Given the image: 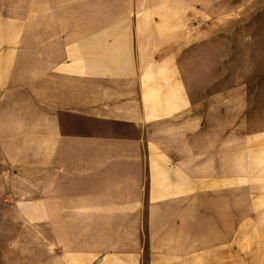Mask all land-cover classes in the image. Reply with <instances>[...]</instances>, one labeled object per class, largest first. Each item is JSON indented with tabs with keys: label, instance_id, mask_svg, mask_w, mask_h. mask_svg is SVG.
Instances as JSON below:
<instances>
[{
	"label": "crops",
	"instance_id": "obj_1",
	"mask_svg": "<svg viewBox=\"0 0 264 264\" xmlns=\"http://www.w3.org/2000/svg\"><path fill=\"white\" fill-rule=\"evenodd\" d=\"M226 1L0 0V264H264Z\"/></svg>",
	"mask_w": 264,
	"mask_h": 264
},
{
	"label": "rangeland",
	"instance_id": "obj_2",
	"mask_svg": "<svg viewBox=\"0 0 264 264\" xmlns=\"http://www.w3.org/2000/svg\"><path fill=\"white\" fill-rule=\"evenodd\" d=\"M221 5L222 19L210 22L225 28L226 34L213 37L223 40L220 55L212 57L227 61L228 65L221 68L227 75L250 78L244 85L248 87L252 107L258 96H264V0H227Z\"/></svg>",
	"mask_w": 264,
	"mask_h": 264
}]
</instances>
